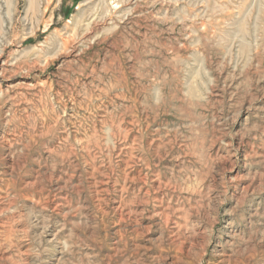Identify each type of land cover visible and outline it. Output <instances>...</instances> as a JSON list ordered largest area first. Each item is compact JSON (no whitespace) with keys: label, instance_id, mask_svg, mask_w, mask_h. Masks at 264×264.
Instances as JSON below:
<instances>
[{"label":"rangeland","instance_id":"1","mask_svg":"<svg viewBox=\"0 0 264 264\" xmlns=\"http://www.w3.org/2000/svg\"><path fill=\"white\" fill-rule=\"evenodd\" d=\"M0 264H264V0H0Z\"/></svg>","mask_w":264,"mask_h":264}]
</instances>
